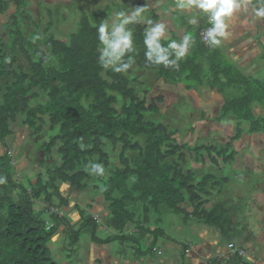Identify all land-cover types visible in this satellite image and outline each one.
I'll list each match as a JSON object with an SVG mask.
<instances>
[{
    "label": "trees",
    "instance_id": "1",
    "mask_svg": "<svg viewBox=\"0 0 264 264\" xmlns=\"http://www.w3.org/2000/svg\"><path fill=\"white\" fill-rule=\"evenodd\" d=\"M137 1L143 7L144 1ZM18 24L8 30L14 40L10 45L0 39V146L4 149L0 178L5 180L0 184V264H60L50 244L62 227L69 240L64 255L70 264L78 262L75 249L82 241L97 248L118 242L120 255L125 246H136L134 253L141 258L160 253V243L169 239L183 247L180 257L186 260L191 245L173 238L166 224L170 220L176 224V217L185 223H205L227 238L228 197H238L241 187L250 197L238 198L255 206L252 201L262 191L258 185L245 187L239 178L245 177L244 172L234 166L244 152L236 144L243 135L250 137L244 144L248 151L252 140L264 134V115L254 112L255 105L264 107V82L246 78L226 62L218 46L201 41L208 22L193 35L199 41L196 54L205 60L187 56L179 61L178 71L149 64L143 43L148 26L129 25L134 51L125 55L124 62L132 63L123 73L104 69L99 62L97 14L81 20L70 43L46 29L43 45L49 52L39 48V42L29 43L25 28ZM29 44L37 61L29 55ZM183 88L188 94L205 88L224 96V115L237 121V134L230 143L198 140V126L207 121L194 120L199 111L191 96L183 95ZM18 123L40 137L33 143V154L37 157L42 151L47 158L43 170L22 181L16 178L17 156L10 150L15 139L12 127ZM93 163L103 165V176L91 174ZM253 174L264 175L259 170ZM61 185L70 191L68 196ZM88 191L99 196L106 210L95 212L94 200L84 206L75 201L80 220L74 226L61 211L73 203V193ZM139 207L141 211L136 210ZM229 240L228 251L209 259V264H250L249 258L255 262L257 252L250 242L240 238L238 245Z\"/></svg>",
    "mask_w": 264,
    "mask_h": 264
},
{
    "label": "rangeland",
    "instance_id": "2",
    "mask_svg": "<svg viewBox=\"0 0 264 264\" xmlns=\"http://www.w3.org/2000/svg\"><path fill=\"white\" fill-rule=\"evenodd\" d=\"M134 4L129 5L128 3H125L118 6H109L106 9L102 8L101 13V8H98L97 6H87V8H80L79 11L78 9L66 11L63 8H57V6L54 5H44L42 6L44 10V12H42L44 14H41V17L44 18L41 21L38 20L36 23H34V25H37L39 28L37 31H35L36 27L34 25H26V32H24V36H28L27 38H29V43L34 41L39 42V48H41L43 51L49 52L43 45L46 39L45 37L48 36L45 32L46 29H51L50 32L48 31V34L52 33L57 39L65 41L66 43H70L72 40V35L78 31V27L81 22L79 19L83 18L88 10L97 9V15L100 23L107 22L111 24L114 21V15L118 13L120 8H136L137 6ZM25 12L29 13V10H25ZM251 21V27L253 29L260 30V37H258L259 40L257 41L254 38L252 43H247V45L241 47L240 50H242L241 53H245L247 49L252 51L253 47L259 46L256 51L253 50L256 53H246L245 58L242 61V59H239L235 54L232 53L233 49L230 38L226 39L227 49H225V53L227 54L229 65L231 64L232 66L239 69L240 72L246 76V78L254 81L264 82V22H261V25H259V22L255 20ZM14 26L16 27V25ZM247 27H250V22L247 24L243 23V28L237 30L235 37H237L238 34L244 30L248 33L247 40L249 41L252 34L251 31H248L250 28ZM11 33H13V31ZM15 34L17 36L19 35L18 33ZM18 39L19 37H17V40ZM4 40L7 45H10L12 41H14L13 39H9V41H7V39ZM28 47L30 49L29 55L33 56L34 61H37L39 58L37 55L33 54V45L29 44ZM17 55L20 54L17 52ZM21 57L23 59V56ZM157 81L158 80H155L154 82ZM157 84L161 85L160 81ZM234 92L236 94H240V90L238 89H236ZM235 93H233L232 96H237ZM187 94L188 93L184 90L183 95ZM188 95L191 96L192 101L196 105L197 111H199L197 115L199 117H195L194 120L198 118L195 121H207L201 123L198 126V140H203L204 138L206 143H214L221 146H226L228 143H230L229 138H232L237 134V121L236 119H233V116L231 115H224V96L220 94L219 96H216L208 89H201V92L199 93L190 92ZM172 96L177 97V93L172 94ZM169 103L172 105V102ZM183 106L184 108L186 107V105ZM180 109L182 110L183 108ZM180 109L178 111L176 110V113L180 114ZM254 110L257 116L264 115V107H261L257 104L254 106ZM174 112L175 111H172V113ZM12 128L15 131V139L11 140L10 150L15 156H17V161H15L17 169L16 178L19 181H22L24 179L23 177L26 175H30L34 178L36 172L38 173L40 170H43L46 167L45 162L47 161V158L45 154L42 153V151L39 152L37 157L33 154V143L37 142L40 137H34L32 135V131L26 129L20 123L15 124ZM249 142L250 137L247 133H245L242 137V140L236 143L238 146L237 149L242 148L244 149V152L240 154V163L235 165L234 168L240 169L242 172H244L245 177L241 178L239 176V178L244 182L245 187H248V185L261 186L258 191L261 189L263 191H260V193L258 192V195H256L258 200L252 201L255 202V204L259 207V210L254 209V206L245 203V195L248 199L250 197V194L247 195V192L249 193V191L243 192L241 187L237 190L238 197L243 196V199L234 197V195L231 194L228 197V204L226 206L229 209L228 219L230 220V224L228 225L230 231L227 238L223 237L220 230L209 227L205 223H197L194 220H189V223H185L182 218L176 217L174 218L177 221L176 224L173 223V220H170V222H167L166 224H168V231L173 238L175 237L178 241L182 239V241H185L191 245L192 248L190 251L186 252V260H183L180 257L183 247L177 245L175 241H170L169 239L166 240L168 242H165V244L160 243V253L155 256L154 254L148 255L147 257L141 256V258H138L134 253V249L137 248L136 246H132V248L128 245L125 246L124 249H121L123 250V254H121L123 256H121L118 252V242H115L107 247L104 246L97 248L88 241H82L80 244L76 245L77 248L75 249V253L78 254V258L76 259L78 262L76 264H209V259L224 254L221 253L222 251H228L227 242H230L229 239L234 240V243L236 242L238 245H240V238L244 240V243L249 244L250 242L252 244L254 247L253 249H255L257 252V255H255L256 259L254 261L257 263H262L264 255H262L261 252H264V249H262L264 246V239H258V233L253 234L250 228L252 227V224H256V226L259 224L261 233H264V175L257 178V176L253 174L255 170H261L264 172V134H259L257 137H255V139L252 140L254 145L247 151L244 148V144H249ZM3 152L4 149L0 146V156L3 154ZM255 155L257 156V159L255 158ZM258 160L259 163L256 162ZM218 175L220 176L221 174L218 173ZM234 184L237 186L236 179ZM240 185L242 184H239L238 186ZM61 188L63 195L68 196L70 192L68 188L64 186ZM71 198L74 200L73 203L68 208L62 210L61 215L65 214L68 217L69 222L74 224V226L77 225L80 220L76 210L75 201H78V203H81L84 206L86 203H91L94 200L93 203L95 202V212L99 209L106 210L103 204H101L99 196L95 195V193L91 191L81 195L78 193H73ZM136 210L141 211V207L137 208ZM97 216L98 215H96V218H98ZM245 226H248L249 229L246 230ZM66 245H69V240L66 235L65 227H62L54 238L53 242L50 244L54 258L60 264L71 263L70 260L64 255L66 251L64 248H66ZM238 245H236V247L240 248ZM129 247L131 249H129ZM143 249H146V247ZM68 250L71 249L68 248ZM249 255L251 258H255L252 253H249ZM99 261H101V263ZM249 262L250 264H255V262H252L250 258Z\"/></svg>",
    "mask_w": 264,
    "mask_h": 264
},
{
    "label": "clouds",
    "instance_id": "3",
    "mask_svg": "<svg viewBox=\"0 0 264 264\" xmlns=\"http://www.w3.org/2000/svg\"><path fill=\"white\" fill-rule=\"evenodd\" d=\"M251 7L255 17L264 18V0H175V8L184 10L195 8L206 17L210 25L204 33L205 40L210 47L220 46L229 35V22L241 9ZM143 7H137L131 15L121 11L115 14L114 21L109 24L102 22L97 28L100 47L98 51L99 62L104 69H112L123 73L131 67V59L124 62L127 53L134 51L133 31L128 26L135 23H147L148 28L144 32L145 58L149 64L164 66L165 68L179 70V61L184 59L191 46V36H184L183 40H169L167 46L162 39L167 40L166 25L154 23L150 19L143 18ZM190 23H195V19ZM91 174L103 176L105 169L102 164L93 163ZM0 178V184L4 183Z\"/></svg>",
    "mask_w": 264,
    "mask_h": 264
},
{
    "label": "crops",
    "instance_id": "4",
    "mask_svg": "<svg viewBox=\"0 0 264 264\" xmlns=\"http://www.w3.org/2000/svg\"><path fill=\"white\" fill-rule=\"evenodd\" d=\"M143 1H144L143 18H145L146 20L150 19L154 23H163L166 25V36L168 37V39L167 40L162 39V40L165 43H168L169 40H176L177 42H180L183 40L184 36L186 35L191 36V46L189 48V52L186 55V57L195 55L197 56V61H198L199 60L198 58L202 56L196 54L197 48H195V46L197 43H199V41L194 40L193 35L196 36L198 34V30L203 25H205V23H207L206 17L203 16L200 13V11L195 8H189V9H184V10L176 9L175 0H167L168 2L164 0H143ZM134 2L136 6L138 7L137 0H99V2L98 0H0V39H7L9 41L10 37L8 35V30H12L11 26L14 27V25L18 24L17 22L20 23L18 24L19 26L22 24L23 25L22 27L26 29V25L32 26L38 20L41 21L44 18V17H41V14H44L43 13L44 10L42 7L44 5H54V6H57V8H63L66 11H72V10H77V9L79 11L80 8H87V6L88 7L97 6L98 8H101L100 9V13H101L102 8L106 9L109 6H118L120 4L123 5L125 3H128L129 5H133ZM19 8H22L23 10ZM136 8H123V9L120 8L118 12L123 11L127 13L128 15H131L132 12L135 11ZM110 9H113V8H110ZM25 10H29V13H26ZM97 13H98L97 9L88 10L85 16H89L91 19H93V17L95 18V15ZM83 18L79 19V21L83 20ZM114 19H115V15H114ZM193 19H195V23H190V21ZM251 20H255L259 22V25H261V22H264V18L254 16L251 7H249L247 10L241 9L240 11H238L235 14V17L229 22L230 35L228 38H230L231 40V46L233 49L232 53L235 54L239 59H242V61L245 58L246 53L254 52L253 50L256 51L259 47V46L253 47L252 51L247 49L245 53H241L242 50H240L241 47L246 46L247 43H252L254 38L257 41L259 40L258 37H260V30L253 29L251 27L252 26ZM249 22H250V27H247V28H250L248 31H251V34H252L249 41L247 40L248 33L247 31H244V30H242V32H240L238 36L235 37L237 30L243 28V23L247 24ZM144 24L149 27V25L146 22ZM34 26L36 27L37 25H34ZM218 47L221 50L222 57H225L227 60L226 62H229L227 54L225 53V49H227L226 40L223 41V43ZM202 58H203L202 60H205L204 57ZM205 65L208 66V64L206 63ZM236 70L240 72L239 69L236 68ZM158 82L159 81H157L156 83ZM163 82L164 81H162L161 83L160 81L161 84H165L166 86L168 85L167 83H163ZM201 89H205V88H201ZM193 92H196V91H193ZM212 93L216 96H219V93L216 94V91ZM259 172L261 174L264 173L261 170H259ZM259 188H261V186ZM254 205L256 204L254 203ZM254 209L259 210V208L255 206H254ZM257 226H259V224ZM257 226L256 224H252V227L250 228L252 230V233L253 234L258 233L259 235L258 239L260 238L264 239V233H261V230L257 228ZM245 228L246 230L249 229L248 226H245ZM262 249H264V246L262 247ZM261 253L262 255H264V252H261ZM263 260H264V256H263Z\"/></svg>",
    "mask_w": 264,
    "mask_h": 264
},
{
    "label": "built area",
    "instance_id": "5",
    "mask_svg": "<svg viewBox=\"0 0 264 264\" xmlns=\"http://www.w3.org/2000/svg\"><path fill=\"white\" fill-rule=\"evenodd\" d=\"M207 28H205L202 32H201V41L205 44H207L205 37H204V33L206 32Z\"/></svg>",
    "mask_w": 264,
    "mask_h": 264
},
{
    "label": "water",
    "instance_id": "6",
    "mask_svg": "<svg viewBox=\"0 0 264 264\" xmlns=\"http://www.w3.org/2000/svg\"><path fill=\"white\" fill-rule=\"evenodd\" d=\"M43 153V152H42Z\"/></svg>",
    "mask_w": 264,
    "mask_h": 264
}]
</instances>
